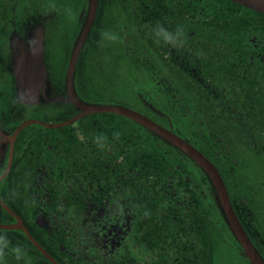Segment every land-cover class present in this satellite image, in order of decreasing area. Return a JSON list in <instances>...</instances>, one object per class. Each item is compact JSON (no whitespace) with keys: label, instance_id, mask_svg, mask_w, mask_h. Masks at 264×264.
<instances>
[{"label":"flooded vegetation","instance_id":"obj_1","mask_svg":"<svg viewBox=\"0 0 264 264\" xmlns=\"http://www.w3.org/2000/svg\"><path fill=\"white\" fill-rule=\"evenodd\" d=\"M205 1L98 0L95 19L81 48V53L93 48V42L98 39L96 29L101 31L102 38V28L106 25L107 32L119 37L116 41L108 39L109 54L116 48L110 54V61L106 60L109 55L104 59L110 64L105 69L112 72L110 78L115 76L111 65L117 61L114 53H122L132 68H147L150 75L147 74V79L153 82L163 109L153 105L141 92L135 97L115 92L113 98L131 104L162 125L168 126L171 122L172 130L184 137L177 128L179 123L170 119L177 112L174 82L178 64H186V68L194 64L190 67L193 71L198 66L194 74L200 81V73L207 64H225L230 77L219 84L221 97L213 94L215 100L229 101L228 92L235 93L238 102L264 100L261 76L264 74V37L251 34L245 39L256 48L241 51L237 46L225 51L224 31L210 26L209 17H204L210 8ZM61 2L0 0L2 201L60 264H210L209 253L214 250L215 242L210 238L205 207L209 197L203 194L200 199L193 198L192 193L199 190L193 191L191 186L174 188L172 180L161 183L158 173L153 178L146 174L142 151L133 153L130 144L134 146V143H129L130 128L121 116L91 113L58 126L34 122L14 134L18 125L26 120L54 124L81 113L74 104L64 100L68 97L64 86L67 64H44V50L52 49L50 43L54 48L72 50L86 18L88 0H74L75 36L70 42L63 36L61 42L55 43L51 28L62 9ZM158 23L173 32L178 27L183 28V46L174 48L158 43L154 35ZM210 29L214 31L211 36ZM38 41L43 43V65L32 68L33 72L28 75L25 67H15V64H39L19 59V53L36 50ZM11 51L17 54L16 60H12ZM150 53L153 58L149 57ZM254 64L257 68L247 77V69ZM74 76L75 90L85 98L87 93L83 94L78 85L77 68ZM20 81L31 84L29 90L18 91ZM20 92L23 103L16 102ZM102 94L112 96L108 92ZM155 99L159 102L156 96ZM40 111H44V116L56 117L41 119L36 115ZM25 114L33 115L22 118ZM132 125L137 130L136 141H141L136 144L140 150L145 134L158 140L142 126ZM230 199L244 229L264 257L263 235L248 218L246 208L241 207L242 215L239 214L236 209V201H239L231 196ZM0 221L16 223V218L2 204ZM228 230L226 227L225 231ZM0 233L11 234L7 237L10 243H25L41 258V264H52L28 241L23 230H0ZM236 248L233 245L235 251Z\"/></svg>","mask_w":264,"mask_h":264},{"label":"trees","instance_id":"obj_2","mask_svg":"<svg viewBox=\"0 0 264 264\" xmlns=\"http://www.w3.org/2000/svg\"><path fill=\"white\" fill-rule=\"evenodd\" d=\"M204 4L210 7L208 14L204 16L209 17V25L218 26L224 31L226 40L222 45L225 51L227 49L233 50L237 46L241 51L252 49L253 43H246L245 39L251 34L264 37V32H261L264 31V13L246 8L230 0H206ZM244 31H250V33L245 34ZM212 32L214 31L210 29L208 32L210 36ZM191 66L194 64L187 68L186 64H178L176 67L177 79L174 82V88L176 89L175 108L177 112L173 113L175 115L173 119L180 121L178 125L181 128L178 126L177 128L189 130L191 137L199 142L200 150L215 161L225 177V167L230 169L232 166L234 167L232 155L236 152L234 149L236 144L244 141L249 145L254 141L259 142L261 138H264V122L254 124V102H238L239 100H235L237 95L233 92L227 93V97L230 98L229 101H219V99L213 98V94H218L221 97L222 87L219 84L225 78L230 77L229 68L225 64L220 66L207 64L202 69L203 73H200L202 81L197 79L194 74V72H198L199 67L197 66L193 71ZM255 68H257L256 64L247 69V77H251V72ZM261 76L264 78V74ZM205 85L209 88H203ZM132 124L133 122L128 121L130 128L129 143H134V146L130 144V147L133 148L135 154L142 151L141 156L145 158L146 174L158 173L161 183L170 179L174 183V188H189L188 179L185 176L188 171L184 168L186 164H180L176 159L179 152L177 153L168 144L153 139L148 133L143 137V149L140 150L136 144L141 143V141H136L137 130L133 128ZM255 150L261 155L264 154V147H256ZM229 158L231 162L228 161ZM178 164L179 166H177ZM130 166L135 167L131 164ZM191 182L195 189L196 180L191 178ZM160 187L162 188L163 185L160 184ZM192 195L193 198L196 197L194 192ZM193 204L197 203L193 202ZM241 207L243 205L236 204V209L242 215Z\"/></svg>","mask_w":264,"mask_h":264},{"label":"rangeland","instance_id":"obj_3","mask_svg":"<svg viewBox=\"0 0 264 264\" xmlns=\"http://www.w3.org/2000/svg\"><path fill=\"white\" fill-rule=\"evenodd\" d=\"M73 2L74 0H62L61 2L62 9L58 12V18L55 20L51 28L53 41L55 43L61 42L63 36H66L70 42L75 36L77 30V10H73ZM106 28L107 26L104 25L102 33L107 32ZM96 32L98 33V39L93 42V48H87L83 51L80 55V62L77 64V80L79 88L82 90L83 94L87 93L85 98L84 96L81 97L79 95L81 99L88 103L96 104L118 103L138 110L134 106H131V104L123 100H115L113 97L115 96V92H122V94L129 97H135L141 92L144 96H148L153 105L162 108L160 98L157 96V91L155 90L153 82L147 79L149 75L147 68H132L131 64L125 62L122 53H114V55L117 56V61L116 64L111 65L114 68L113 73L115 76L110 78L112 72L105 70L110 64H107L104 59L109 55L106 60L110 61V54L116 48L109 54L107 51V47L109 46L108 39L104 38V36L101 38L100 30L96 29ZM116 43L119 44V42ZM49 45L52 49L48 47L46 48V64L52 66L58 64L66 65L70 51L67 52L65 49L54 48L51 46L53 45L51 43ZM149 57L153 58V55L150 53ZM107 92L112 96H104L102 94ZM97 93L99 94L97 95ZM155 96L158 98L159 102L155 99ZM254 107L255 117L253 122L254 124H260L264 122V100L255 101ZM50 114L53 113H49L48 115ZM32 115L33 114H25L22 118L30 117ZM36 115H39V118L44 120L56 117V115L44 116V111H40ZM175 121L177 123L180 122L177 120ZM263 140L264 138H261L259 144L263 143ZM234 149H236V152L232 155L234 167L232 166V169L225 167V174L228 177L225 182L229 190L231 189L230 193L232 197L238 200V203L246 208L245 211L248 212V218L254 222L256 230L259 231L260 235H263L264 239V154L262 156L253 146H246L244 145V142H238ZM185 162L188 169L187 174L190 186L193 188L191 182L192 174L196 180V183L194 184L199 190V193H195V196L198 199H200L203 194L209 197L208 203L205 204V207L210 212L209 219L211 221L210 224L212 229V235L210 238L212 242H215L214 250L210 252V264H250L238 253L231 234L225 231L226 225L224 219L218 211L217 206L212 201V198H210L211 190L205 177L200 171L193 167L190 161L185 159ZM154 174V172L150 173L152 178ZM255 198H257V201H254ZM255 205L256 208H254ZM0 235L8 237L11 234L0 233ZM233 245L237 252L233 249ZM15 247H20L26 251L27 258H30V264H41V258L35 256L34 251H32L25 243H19L18 241L16 243H10V248ZM6 264H27V261H16L9 251L6 256Z\"/></svg>","mask_w":264,"mask_h":264},{"label":"water","instance_id":"obj_4","mask_svg":"<svg viewBox=\"0 0 264 264\" xmlns=\"http://www.w3.org/2000/svg\"><path fill=\"white\" fill-rule=\"evenodd\" d=\"M235 2L241 3L244 6H247L249 8H252L258 12L264 13V0H233ZM96 5L97 0H89L88 2V9H87V15L83 24V27L78 35V38L74 44V47L71 52V56L68 62L66 77H65V88L68 94V97L64 98L65 101L72 102L77 108L81 109V113L78 115L64 121L61 123H43L38 120H27L20 124L16 131L17 133L23 126L28 125L30 123L38 122L41 124H44L45 126H58L63 125L69 122H72L73 120L89 113L93 112H114L121 115H124L128 118H131L132 120L136 121L137 123L143 125L147 129L153 131L157 135L161 136L166 141L170 142L172 145L180 149L182 152H184L187 156H189L198 166H200L203 171L207 174L209 177L216 194V198L218 201L219 206L224 212L225 219L227 223L229 224L230 230L232 231L233 235L237 239L243 253L247 257V259L250 261L251 264H264V259L261 257V255L258 253V251L255 249L253 244L251 243L250 239L248 238L247 234L245 233L244 229L242 228L228 197V193L225 187V184L221 178V175L219 174L216 167L211 163V161L205 157L200 151H198L193 145L188 143L186 140L182 139L175 133H173L171 130L159 125L158 123L154 122L150 118L146 117L145 115L134 111L132 109L123 107V106H117V105H107V104H88L84 103L76 96L73 86V74L74 69L76 65V60L80 51V48L90 30V27L92 25L95 11H96ZM36 45V50H31L30 52L26 53H19L20 61L24 62H37L39 64H15V67L20 65V67H25L27 69L28 75H30L33 71L32 68H35L36 66H42V45L38 41ZM14 59L16 58V53L13 51ZM25 80V79H22ZM19 91L23 90H29L31 87V84L28 82H21L18 85ZM0 204H2L9 212L13 214V216L17 219V222L14 224H3L0 223V229H13V228H20L23 229L30 239V241L43 253L45 254L48 259L53 262L54 264H58L50 255L44 252V249L31 237V235L28 233L26 228L21 222V219L14 214L0 199Z\"/></svg>","mask_w":264,"mask_h":264},{"label":"clouds","instance_id":"obj_5","mask_svg":"<svg viewBox=\"0 0 264 264\" xmlns=\"http://www.w3.org/2000/svg\"><path fill=\"white\" fill-rule=\"evenodd\" d=\"M154 35L158 43L162 42L174 48L182 47L185 40L183 28L178 27L173 32L159 23L156 25ZM102 36L112 41H116L119 39L116 34L109 32L102 33ZM16 102L23 103V97L21 93L17 94ZM9 251L11 252L16 261H27V264H30V258H27V253L24 249L20 247L10 248V241L8 240L7 236L0 235V264H6V256Z\"/></svg>","mask_w":264,"mask_h":264}]
</instances>
